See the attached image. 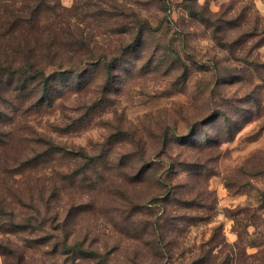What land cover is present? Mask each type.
<instances>
[{
	"label": "rangeland",
	"instance_id": "374dc122",
	"mask_svg": "<svg viewBox=\"0 0 264 264\" xmlns=\"http://www.w3.org/2000/svg\"><path fill=\"white\" fill-rule=\"evenodd\" d=\"M4 2L0 264H264V0Z\"/></svg>",
	"mask_w": 264,
	"mask_h": 264
},
{
	"label": "trees",
	"instance_id": "16d2710c",
	"mask_svg": "<svg viewBox=\"0 0 264 264\" xmlns=\"http://www.w3.org/2000/svg\"><path fill=\"white\" fill-rule=\"evenodd\" d=\"M0 2V4L6 9H8L9 5L8 2ZM22 18L17 14H13L11 18H7L6 20L3 21V23L7 24H17ZM4 32L3 34H5ZM1 37V36H0ZM0 73L3 74L4 76H11V77H16L18 81H28V80H33L37 81V84L44 89L45 86L49 84L50 80V74L46 75L42 69L33 67V64L29 62V60L23 61V63L19 66H13V65H8V64H1L0 62ZM59 146L50 143V148L49 149H57Z\"/></svg>",
	"mask_w": 264,
	"mask_h": 264
}]
</instances>
